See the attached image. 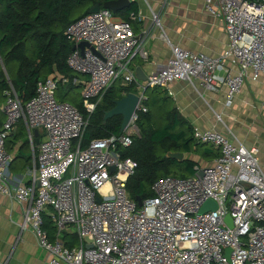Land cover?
Returning a JSON list of instances; mask_svg holds the SVG:
<instances>
[{
	"label": "built area",
	"instance_id": "obj_1",
	"mask_svg": "<svg viewBox=\"0 0 264 264\" xmlns=\"http://www.w3.org/2000/svg\"><path fill=\"white\" fill-rule=\"evenodd\" d=\"M203 2L206 12L223 20L224 50L211 57L172 45L167 62L145 81L130 68L132 58L148 56L149 31L136 33L131 25L142 19L140 12L122 20L100 7L70 22L64 34L74 48L66 64L87 76L81 93L85 112L90 115L117 80L135 85L140 98L136 111L146 112L145 85L168 90L174 81L199 82L213 93L224 90L229 106L246 80L264 79V0ZM152 23L162 28L153 12ZM82 41L94 51L87 46L81 51ZM68 81L62 75L41 78L25 102L8 89L0 106L5 113L0 125V193L24 205L21 227L33 231L49 264H264V171L256 147L216 129L193 128L194 138L216 147L218 156L210 165H196L187 178L157 179L151 185L153 195L139 206L126 191L136 162L120 152L131 144L127 129L136 127V115L123 132L83 145L88 119L54 95L58 85ZM19 120L35 158L28 182L12 185L5 139ZM34 130L43 134L37 144ZM207 200L215 202V209L199 213ZM44 213L55 226L54 240L44 228ZM68 228L77 236L76 247L68 248L61 240Z\"/></svg>",
	"mask_w": 264,
	"mask_h": 264
},
{
	"label": "trees",
	"instance_id": "obj_2",
	"mask_svg": "<svg viewBox=\"0 0 264 264\" xmlns=\"http://www.w3.org/2000/svg\"><path fill=\"white\" fill-rule=\"evenodd\" d=\"M104 1L107 0H0V62L4 67L3 70L0 64V94L5 96L8 77L20 100L25 102L34 96L37 81L56 70L59 75L69 78L68 82L60 83L55 91L60 101L68 102L70 93L82 87L80 83L72 82L77 73L66 64L72 43L64 31L70 22L87 14V9L94 3ZM79 7L84 8L75 16L74 12ZM131 12L137 13L134 3L114 15L128 20ZM132 89L136 90L133 83L123 85L119 80L113 82L90 115L85 112L82 101L76 104L75 107L88 119L82 135L83 145L94 138L120 133L122 117L114 115L103 120V113ZM144 95L143 104L147 111H136L134 121L138 133L131 135V144L120 150L123 157H130L136 162L134 172L126 182V191L133 201L137 197L144 200L152 196L154 181L171 172L182 178L191 176L198 163L186 157L187 154L199 155L203 159L217 156L212 146L194 138L193 126L173 105L164 89L148 87ZM19 121L15 124L16 132H10L5 139L6 148L19 134L20 137L23 135L24 127ZM26 143L24 141L23 145ZM167 152H181L184 158L179 161L166 156ZM46 216L50 217L44 213V222ZM47 224L44 223V228Z\"/></svg>",
	"mask_w": 264,
	"mask_h": 264
},
{
	"label": "crops",
	"instance_id": "obj_3",
	"mask_svg": "<svg viewBox=\"0 0 264 264\" xmlns=\"http://www.w3.org/2000/svg\"><path fill=\"white\" fill-rule=\"evenodd\" d=\"M131 3L136 4L137 12L142 17L140 21L131 22L134 31L139 33L146 29L150 34L147 58L135 56L131 59L130 68L134 75L137 67H141L145 75H148L164 66L171 55L172 45L211 57L219 55L226 46L223 20L206 12L203 0H131ZM152 12L158 16L161 29L153 27ZM0 64L4 70L3 64ZM49 75L58 76L59 73L54 70ZM74 78L81 81L79 83L83 87L82 81L87 76L77 73ZM6 79L8 89L12 88L18 96L8 77ZM164 91L193 128L216 129L247 147H256L258 161L264 171V79L246 80L229 106L225 105L224 90L213 93L204 89L199 82L192 85L185 81H174ZM4 101L5 96L0 94V106ZM4 119L5 113L0 110V125ZM19 122L24 127L23 135L20 137L19 134L6 148L12 158L7 168L12 185L28 182L29 169L35 158L24 122ZM15 127L16 125L11 131L12 134L16 132ZM35 135L37 140L43 137L39 130ZM24 141H27L25 145ZM208 145L213 147L218 156L219 150L211 144ZM186 157L197 161L200 166L210 165L216 158L210 155L203 159L195 154H187ZM23 208L24 205L0 193V263L7 261L8 264H49L48 253L38 245L33 231L21 227ZM49 218L46 216L44 223L48 224L45 229L49 239L54 240L56 229ZM61 240L68 248L78 245L77 236L70 228L62 233Z\"/></svg>",
	"mask_w": 264,
	"mask_h": 264
},
{
	"label": "water",
	"instance_id": "obj_4",
	"mask_svg": "<svg viewBox=\"0 0 264 264\" xmlns=\"http://www.w3.org/2000/svg\"><path fill=\"white\" fill-rule=\"evenodd\" d=\"M131 4V0H107L103 3H94L92 6H90L87 9V14L97 12L100 7L110 9L114 14L119 12L122 9H125L129 7ZM90 47L93 51L94 48L89 45L87 42L82 41L78 44V47L81 51H83L84 47ZM74 47H72L73 49ZM135 77L140 81L147 80V75L142 71L141 67H137L135 69ZM148 85H145L143 92L146 88H148ZM140 98L139 95L135 92H128L125 96L117 99L114 101V106L108 110H105L103 113V120H106L108 118H111L114 115H120L122 117L121 123H120V132H123L126 127L128 126L131 118L136 115L137 110V104L139 102ZM34 133H37V130H34ZM35 143H38V140L35 139ZM166 156L175 158L179 161H181L184 158V154L181 152H167ZM113 167L110 168L111 171H113ZM199 175L202 176L203 171L202 169L199 170ZM137 204L140 206L142 204L141 198L137 197L136 199ZM216 207L215 202L212 200H207L203 203L201 206L199 213L205 212L207 210H214ZM228 220L230 226V217L229 215L226 217ZM87 247H91V244H87Z\"/></svg>",
	"mask_w": 264,
	"mask_h": 264
},
{
	"label": "rangeland",
	"instance_id": "obj_5",
	"mask_svg": "<svg viewBox=\"0 0 264 264\" xmlns=\"http://www.w3.org/2000/svg\"><path fill=\"white\" fill-rule=\"evenodd\" d=\"M84 7H79L76 9V11L74 12V15L77 16V14H79L82 10H83ZM118 18V17H117ZM132 92H135L137 93V90H134L132 89ZM81 93H82V88H75L71 93H70V99L68 100L69 103H71L73 106H76V104H79L81 101H82V98H81ZM55 98L57 100H59L56 96V93H55ZM67 101V100H66ZM127 129V128H126ZM127 132L130 134V135H136L138 133V129L137 127H135L133 124L130 125V127L127 129ZM171 176H177L179 177L178 175H176L175 172H171L170 173Z\"/></svg>",
	"mask_w": 264,
	"mask_h": 264
}]
</instances>
